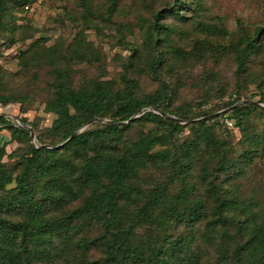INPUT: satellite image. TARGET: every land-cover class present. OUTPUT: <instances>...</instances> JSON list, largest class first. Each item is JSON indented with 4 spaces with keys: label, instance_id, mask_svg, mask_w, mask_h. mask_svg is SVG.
<instances>
[{
    "label": "trees",
    "instance_id": "1",
    "mask_svg": "<svg viewBox=\"0 0 264 264\" xmlns=\"http://www.w3.org/2000/svg\"><path fill=\"white\" fill-rule=\"evenodd\" d=\"M117 1L107 0L104 21L116 12ZM29 2L0 0V30L10 27L13 34L16 27L5 18H13L17 7L28 9ZM201 2L169 0L149 6L150 18L142 27L144 54L138 45L121 42L119 33V44L129 54L117 80L73 83L70 60L79 54V41L63 55L57 46L45 50L39 38L20 50L18 56L28 54L35 67L47 68L44 110L54 118L31 143L24 127L34 130L31 122L20 118L13 124L0 113V131L7 133L6 138L0 134V264H264V202L240 196L233 184L255 157L264 155V132L246 131L252 119L264 118L259 105L264 104V57L256 69L249 68L251 59L263 54L264 29L238 23L228 44L195 38L185 50L173 35L185 33ZM115 26L119 32L121 24ZM6 41L13 43V36ZM210 51L231 55L234 90L208 111L194 110L189 103L173 106L176 88L163 81L161 71L180 81L183 69ZM140 61L158 81L147 93H139L138 80L128 75ZM249 79L255 101L239 92ZM17 100L0 94L2 106ZM220 108L228 109L195 120ZM93 118L105 121L88 123L54 147ZM220 118L232 121L241 133L240 152L232 150ZM147 124L151 127L127 135L130 128ZM183 129L190 135L180 138ZM11 142L17 146L7 152Z\"/></svg>",
    "mask_w": 264,
    "mask_h": 264
},
{
    "label": "rangeland",
    "instance_id": "2",
    "mask_svg": "<svg viewBox=\"0 0 264 264\" xmlns=\"http://www.w3.org/2000/svg\"><path fill=\"white\" fill-rule=\"evenodd\" d=\"M143 1L149 3V0H118L116 12L108 21L103 20L107 0H83V6L79 0H30L28 9L17 7L13 10L14 17L5 18L7 24H14L16 27L13 34L9 30L10 27L0 30V94L17 96L18 100L5 106L0 105V113L7 116L13 124H19L20 118L31 122L35 126L34 130L27 126L31 128L33 136L35 133L42 134L54 118V114L44 110L50 81L47 68L35 67L32 59H26L28 54L18 56L20 50L38 38L45 50L54 46L59 47L60 55L68 54L76 41L82 44L79 54L71 55L74 84L89 78L117 80L121 72L120 65L129 54V51L119 44L120 40L138 45L144 54L141 49L142 27H146L150 18L149 6L154 4L153 7H160L163 2H169L155 0L151 5H143ZM201 4L202 9L194 14L192 20L187 21L189 23L185 27V33L173 35L174 43L185 50H190L195 38L228 44L238 33V23L247 29L255 26L264 29V0H202ZM85 9L89 10V13L85 12ZM197 21H201L204 26L222 27L224 32H218L219 30L213 28H211L213 31L202 30L199 25L195 26ZM117 23L121 24L119 32L115 30ZM119 33L123 35L120 40ZM11 36L14 42L8 43L7 37ZM262 37L264 42V34ZM84 51L86 59L75 65ZM211 53V51L206 53L204 58L196 61L192 67L189 66L188 69L185 67L183 73L188 70V75L182 74L180 81H176V74L161 71L163 81L176 88L173 106L189 103L194 110L208 111L215 109L221 101L227 100L236 86L231 76L233 69L231 55L225 51L215 52V55ZM263 57L264 50L262 55L251 59L249 68L256 69ZM140 63L141 61L137 62L138 69L132 70L128 75L138 80L139 93H147L156 88L158 81L153 79ZM209 87H211L209 91H202ZM217 87H222L221 94L216 91ZM239 92L243 99L252 101L258 99L253 95L255 90L252 79L242 83ZM224 109L213 111L209 116L218 111L222 113ZM219 121L229 133L232 150L240 152L244 147L241 133L233 126L232 121L225 118H220ZM150 127V124L134 126L127 131V135L134 136L139 130L144 131ZM246 131L264 132V118L252 119ZM216 132L220 133L217 128ZM0 134L7 137L4 130L0 131ZM187 135L190 133L183 129L179 136L181 138ZM34 139L30 142L34 143ZM16 146L15 142L9 143L7 152ZM233 184L240 196H252L264 202V155L255 157L248 168L234 179Z\"/></svg>",
    "mask_w": 264,
    "mask_h": 264
},
{
    "label": "water",
    "instance_id": "3",
    "mask_svg": "<svg viewBox=\"0 0 264 264\" xmlns=\"http://www.w3.org/2000/svg\"><path fill=\"white\" fill-rule=\"evenodd\" d=\"M239 102H235L232 106H230V107H233L234 105H236V104H238ZM260 106H262V107H264V104H259ZM228 108H225L223 111H225V110H227ZM150 110H153V109H151L150 108ZM220 111H218V112H215L213 115H216V114H218ZM163 116H167V115H164L163 114ZM133 117H136V115H133L131 118H133ZM207 117H209V115H207V116H204V117H200V118H196L195 120H198V121H200V120H203V119H205V118H207ZM130 118V119H131ZM169 118H171V119H173V120H176V121H178L179 123H185V122H187V120H182V119H179V118H176V117H172V116H169ZM93 121H105V119H100V118H93V119H91V120H89L88 122H86L85 124H83L80 128H78L77 130H75L70 136H68L62 143H60L59 145H57V146H60V145H62V144H64V143H66L67 141H69L71 138H73L83 127H85L88 123H90V122H93ZM24 127L25 128H27L28 129V131H29V138H30V140L32 141L33 139H34V136H33V133H32V130H31V128L29 127V126H26V125H24ZM57 146H54V147H57Z\"/></svg>",
    "mask_w": 264,
    "mask_h": 264
}]
</instances>
